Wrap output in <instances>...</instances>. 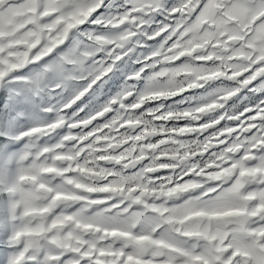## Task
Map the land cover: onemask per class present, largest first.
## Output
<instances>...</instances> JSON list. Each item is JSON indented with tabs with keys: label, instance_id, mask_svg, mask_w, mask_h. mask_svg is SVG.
I'll return each instance as SVG.
<instances>
[{
	"label": "snow or ice",
	"instance_id": "1",
	"mask_svg": "<svg viewBox=\"0 0 264 264\" xmlns=\"http://www.w3.org/2000/svg\"><path fill=\"white\" fill-rule=\"evenodd\" d=\"M0 264H264V0H0Z\"/></svg>",
	"mask_w": 264,
	"mask_h": 264
}]
</instances>
